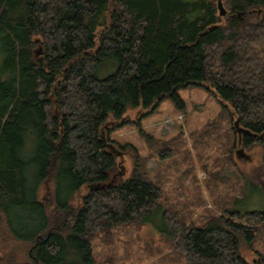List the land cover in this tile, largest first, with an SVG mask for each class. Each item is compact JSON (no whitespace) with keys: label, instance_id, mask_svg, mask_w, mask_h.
Returning a JSON list of instances; mask_svg holds the SVG:
<instances>
[{"label":"trees","instance_id":"1","mask_svg":"<svg viewBox=\"0 0 264 264\" xmlns=\"http://www.w3.org/2000/svg\"><path fill=\"white\" fill-rule=\"evenodd\" d=\"M221 2L225 16L216 0H0V264H96L93 239L156 219L183 264H249L242 252H255L264 209L187 225L161 203L144 157L133 149L123 178L107 149L128 110L142 106V117L164 98L181 107L177 92L201 86L233 135V119L252 134L243 146L261 148L243 179L264 198V0ZM27 208L42 223L20 241L9 216ZM9 241L25 255L9 253Z\"/></svg>","mask_w":264,"mask_h":264},{"label":"rangeland","instance_id":"2","mask_svg":"<svg viewBox=\"0 0 264 264\" xmlns=\"http://www.w3.org/2000/svg\"><path fill=\"white\" fill-rule=\"evenodd\" d=\"M218 1L221 0L216 3ZM38 51L42 52V48L34 52ZM177 95L181 107L172 99L164 98L155 111L142 117L140 115L148 110L142 106L130 109L125 115L129 122L109 133L108 139L113 143L107 144V149L117 158L120 167H117V175L128 177L134 149L146 159V171L160 189L163 206L187 225H200L210 216L224 215L225 210L239 213L263 210V196L243 179V175L256 174L255 170L261 165V148L238 145L235 127L233 135L229 124L221 118V105L213 92L201 86H189L179 90ZM235 121L233 119L232 125ZM102 138L106 139L104 135ZM119 145L128 147L122 151ZM239 149L243 150V157L237 158ZM29 173L33 184L36 170L29 169ZM68 191L64 185L58 190L59 197L67 203L70 201L66 197ZM87 191L90 189H82L75 200L78 202ZM44 193L41 188L40 196ZM15 211L10 213V225L18 235L25 237L18 239L23 241L41 226L42 220L31 209ZM261 227L253 249L264 253V224ZM161 228L159 219L142 227L115 228L107 237L93 239V259L96 264H183L172 256V248L166 243ZM7 250L25 255V246L16 241H9ZM255 252H242L249 264H255Z\"/></svg>","mask_w":264,"mask_h":264},{"label":"water","instance_id":"3","mask_svg":"<svg viewBox=\"0 0 264 264\" xmlns=\"http://www.w3.org/2000/svg\"><path fill=\"white\" fill-rule=\"evenodd\" d=\"M217 7H218V10H219V14H220V16H225L226 15V12H225V10L223 9V7H222V4H221V1H218L217 2ZM242 13H236L235 15L233 14V15H230V16H228L229 18H231V17H233V16H237V18H238V20L239 21H242ZM240 31H242V26H241V28H240ZM206 34V31L205 32H203V33H201L200 34V36H203V35H205ZM42 54V52H40V51H38V52H35V56H38L39 54ZM234 127H235V130H236V133H237V135H238V137H239V139H240V137H241V134L243 133V132H247L246 130H244L243 128H240L239 127V124H238V120H236L235 122H234ZM236 156H237V158H240V157H243V150L242 149H239L238 151H236ZM113 183V180H111L108 184H104V185H95V186H89V189H90V191L92 190V191H96L97 189H104V188H106V187H108L110 184H112Z\"/></svg>","mask_w":264,"mask_h":264},{"label":"flooded vegetation","instance_id":"4","mask_svg":"<svg viewBox=\"0 0 264 264\" xmlns=\"http://www.w3.org/2000/svg\"><path fill=\"white\" fill-rule=\"evenodd\" d=\"M244 129V128H243ZM244 130H246V129H244ZM247 131V130H246ZM244 134H249V135H252L249 131H247V132H243L242 134H241V137H240V139H239V137H238V145L240 146V143H241V145H243V143H242V140H243V135Z\"/></svg>","mask_w":264,"mask_h":264}]
</instances>
